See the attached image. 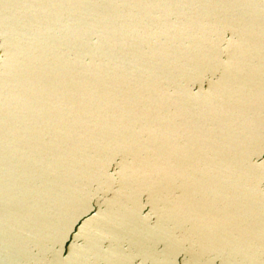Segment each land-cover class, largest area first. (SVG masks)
Instances as JSON below:
<instances>
[{
  "label": "water",
  "instance_id": "1",
  "mask_svg": "<svg viewBox=\"0 0 264 264\" xmlns=\"http://www.w3.org/2000/svg\"><path fill=\"white\" fill-rule=\"evenodd\" d=\"M0 264H264V0H0Z\"/></svg>",
  "mask_w": 264,
  "mask_h": 264
}]
</instances>
